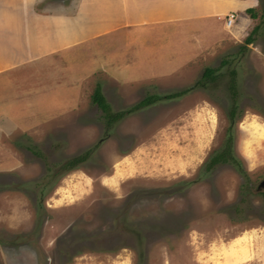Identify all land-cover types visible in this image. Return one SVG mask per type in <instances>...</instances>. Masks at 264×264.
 <instances>
[{"label":"rangeland","instance_id":"374dc122","mask_svg":"<svg viewBox=\"0 0 264 264\" xmlns=\"http://www.w3.org/2000/svg\"><path fill=\"white\" fill-rule=\"evenodd\" d=\"M254 10L257 18L245 13L251 22L239 37H232L231 28L209 38L203 26L197 42L184 29V56L157 57L158 67L139 84L96 73L92 92L96 81L102 83L115 113L148 95L166 97L117 122L77 169L60 163L105 136L106 120L94 102L74 117V123L96 126L94 134L78 136L67 125L40 136L0 121V264H225V248L245 231L256 234L258 255L244 264H264V194L246 191L245 183L256 188L264 180V134L250 123L256 118L264 124V0ZM256 26L254 41L244 48ZM162 61L176 67L173 73H163L168 68L159 66ZM208 67L216 69L215 78L204 87ZM187 88L182 97L168 99ZM231 124L245 175L230 164L207 168ZM29 146L39 156L19 152ZM37 158L40 168L19 165Z\"/></svg>","mask_w":264,"mask_h":264},{"label":"crops","instance_id":"0c3cea01","mask_svg":"<svg viewBox=\"0 0 264 264\" xmlns=\"http://www.w3.org/2000/svg\"><path fill=\"white\" fill-rule=\"evenodd\" d=\"M258 2L0 0V121L12 122L19 132L35 129L40 136L67 125L78 136L94 134L96 126L74 123V117L93 102L98 85L104 94L97 81L92 92L96 73L139 84L156 70L157 57L184 56V29L192 30L197 42L203 26L209 38L231 28L232 37H239L251 22L245 13ZM232 12L238 19L228 27ZM159 66L168 68L163 73L176 68L163 61ZM19 165L36 169L23 160Z\"/></svg>","mask_w":264,"mask_h":264},{"label":"trees","instance_id":"16d2710c","mask_svg":"<svg viewBox=\"0 0 264 264\" xmlns=\"http://www.w3.org/2000/svg\"><path fill=\"white\" fill-rule=\"evenodd\" d=\"M247 13L250 14V16L252 18H257V14L256 11L254 9H248ZM258 30V26H256L252 32L247 36V38L245 39V45L244 48H247L248 44H251L254 41V34L255 32H257ZM228 58V57H227ZM226 58V60L224 59V63H226V61L228 60ZM216 71L215 68H206L203 76H202V81H201V85L202 86H206V84H208L210 82V80L212 81L215 77L213 75V73ZM231 76H232V83H231V89H232V93H234V95H236V93L238 92V86L235 80V75L236 72L234 70H231L230 72ZM192 88V87H191ZM191 88H187L181 92H178L177 94H172L169 95L168 99H172L175 97H182L183 95L187 94ZM149 97H151V99H148ZM165 95L162 96V98L158 97V94H153V95H148V97L144 98L143 100H141L137 105H134L133 107H131L130 109L126 110V111H121V112H113L111 111L110 108V104L107 102L102 90H101V86L98 85L93 93L92 96V100L95 104H97V106L103 111V115L104 118L106 120V128L104 125L103 129V134L105 133L104 138L99 139L91 148H88L87 150H85L84 152L80 153L77 156H73L70 157L68 159H66L65 162L60 163V165L63 168H66L67 171L69 170H73V169H77L78 167H80V165H82L83 163H85L89 157L91 156L92 152H94L97 148H99L101 146V143L103 141H105L107 138H109L110 135V131L115 127V124L117 122H119L120 120H122L123 118H125L126 116H128L129 114H132L134 112H136L137 109H143L145 107H149L150 105H153L159 101H162L163 98L165 99ZM230 116L231 117H235L236 116V107L232 108L231 112H230ZM233 124H231L227 130V138H226V142L225 145L223 146L222 149L217 150L209 159L208 164H207V168L211 169L214 168L216 165L218 164H230L233 165L235 168H237V170L242 174L245 175L246 173L244 172V170L241 168V164L240 161L236 158V155L234 153V147H233V142H234V136H233ZM45 192V188L40 189L39 195L43 196V193Z\"/></svg>","mask_w":264,"mask_h":264},{"label":"bare ground","instance_id":"6f19581e","mask_svg":"<svg viewBox=\"0 0 264 264\" xmlns=\"http://www.w3.org/2000/svg\"><path fill=\"white\" fill-rule=\"evenodd\" d=\"M205 104V103H204ZM209 105V104H207ZM214 110V109H212ZM216 110V109H215ZM203 111V109H202ZM205 114V113H204ZM203 116V115H202ZM210 119L212 121V123L216 124V116L215 114H213L211 112L210 114ZM252 118V116H251ZM196 119V118H195ZM202 121V120H201ZM210 121V122H211ZM250 123L252 124V126L258 131L260 132V134H264V124L262 121L254 118L252 121H250ZM215 126V125H214ZM211 128V127H210ZM211 130V129H210ZM215 130V128H214ZM213 133V132H212ZM210 134V133H209ZM213 135L211 134V137ZM260 137V136H259ZM263 137V136H262ZM260 137V138H262ZM168 139V138H167ZM212 139V138H211ZM257 141V140H256ZM206 143V142H205ZM198 144V143H197ZM207 144V143H206ZM203 147V146H202ZM199 149V148H198ZM201 150V149H200ZM198 161L199 158H197ZM126 161V160H125ZM117 165V164H116ZM193 165V164H192ZM195 165V164H194ZM184 166V165H183ZM121 167V166H120ZM193 167V166H192ZM177 168V167H176ZM118 168H116L117 170ZM123 169V168H122ZM181 169V168H180ZM115 170V171H116ZM124 171V170H123ZM189 171V170H188ZM83 172V171H82ZM73 174V173H72ZM127 174V173H126ZM132 174V173H131ZM188 174V173H187ZM87 175V174H86ZM71 177V176H70ZM106 184V183H105ZM65 188V187H64ZM80 188V187H79ZM62 189V188H61ZM76 189V188H75ZM63 191V190H62ZM61 191V192H62ZM66 191V190H64ZM57 196V195H56ZM65 196V195H64ZM50 202V201H49ZM51 203V202H50ZM49 203V204H50ZM244 231V230H243ZM260 233V232H259ZM260 235V234H259ZM237 236V235H236ZM254 236H256V234L254 232L251 231H245L243 232V234H241L240 236H238L237 238H235L228 246V248H225V251H227L228 253V259H226L225 264H244V263H249L250 261H252L254 258H256V256L258 255V251H256L255 246H254ZM261 236V235H260ZM258 237V236H257ZM256 237V238H257ZM262 238V237H261ZM197 239V238H196ZM222 243V242H221ZM222 247V246H219ZM227 249V250H226ZM222 250V249H221ZM263 251V249H262ZM223 253V252H222ZM128 255V254H127ZM204 255V254H203ZM220 255V254H219ZM127 258V256H126ZM212 258V257H211ZM213 259V258H212ZM128 260V259H127ZM207 260V259H206ZM210 260V259H208ZM262 260V259H261ZM214 261V260H213ZM223 262V260H222ZM264 262V261H262ZM222 264V263H220Z\"/></svg>","mask_w":264,"mask_h":264},{"label":"flooded vegetation","instance_id":"af4514ba","mask_svg":"<svg viewBox=\"0 0 264 264\" xmlns=\"http://www.w3.org/2000/svg\"><path fill=\"white\" fill-rule=\"evenodd\" d=\"M103 127V126H102ZM103 130V129H102ZM27 147H25V149L24 148H20V151L22 152V154H24L23 153V151H25V153H30V154H32V155H34V156H39V152H36L35 151V148H32V147H28L27 149H26ZM50 152V151H49ZM38 153V154H37ZM48 152H46V154H47ZM42 161L41 159H39V158H37V160H35V161H32V160H26V162H25V164H29V165H33V164H35V165H37L39 168H40V165L38 164V161ZM66 161V160H65ZM248 180H246V182L245 183H247L248 184V186L246 187V191H250L251 192V190H257V193H263L264 194V180L263 181H261V183L255 188V187H252V184H250L249 182H247Z\"/></svg>","mask_w":264,"mask_h":264},{"label":"built area","instance_id":"2783aa9c","mask_svg":"<svg viewBox=\"0 0 264 264\" xmlns=\"http://www.w3.org/2000/svg\"><path fill=\"white\" fill-rule=\"evenodd\" d=\"M236 16H237V14L234 12H232L226 16V24L228 27H232V25L235 23Z\"/></svg>","mask_w":264,"mask_h":264}]
</instances>
